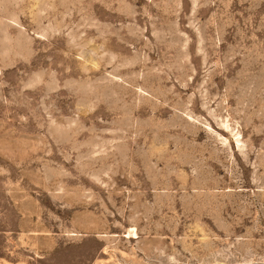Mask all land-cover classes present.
Here are the masks:
<instances>
[{
    "label": "rangeland",
    "instance_id": "1",
    "mask_svg": "<svg viewBox=\"0 0 264 264\" xmlns=\"http://www.w3.org/2000/svg\"><path fill=\"white\" fill-rule=\"evenodd\" d=\"M0 264H264V0H0Z\"/></svg>",
    "mask_w": 264,
    "mask_h": 264
},
{
    "label": "bare ground",
    "instance_id": "2",
    "mask_svg": "<svg viewBox=\"0 0 264 264\" xmlns=\"http://www.w3.org/2000/svg\"><path fill=\"white\" fill-rule=\"evenodd\" d=\"M130 234H133V235H134V234H135V232H134V231H132Z\"/></svg>",
    "mask_w": 264,
    "mask_h": 264
}]
</instances>
